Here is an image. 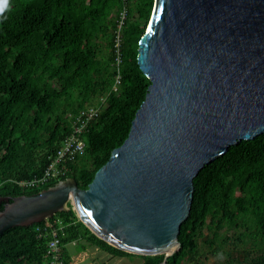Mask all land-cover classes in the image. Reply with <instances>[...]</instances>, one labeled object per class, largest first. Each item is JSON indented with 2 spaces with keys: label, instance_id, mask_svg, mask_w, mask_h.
I'll return each instance as SVG.
<instances>
[{
  "label": "trees",
  "instance_id": "obj_1",
  "mask_svg": "<svg viewBox=\"0 0 264 264\" xmlns=\"http://www.w3.org/2000/svg\"><path fill=\"white\" fill-rule=\"evenodd\" d=\"M119 3L8 0L0 17V196L31 194L66 177L86 188L112 149L127 137L150 84L136 54L154 0H127L117 69L112 32ZM117 74L120 82L113 90ZM91 105L100 110L82 129L84 149L67 159L66 173L41 187H22L20 181L42 173L72 130L75 117ZM193 185L190 212L178 233L180 248L165 264L195 261L204 228L212 232L209 242L220 230L236 227L246 229L244 235L258 249L249 263L264 264V133L229 146L198 172ZM48 223L56 227L62 264L69 259L65 244L79 239L113 256H138L141 264H157L163 258L108 244L78 219L68 203L67 210L51 218L0 233V264H47L52 237Z\"/></svg>",
  "mask_w": 264,
  "mask_h": 264
},
{
  "label": "water",
  "instance_id": "obj_2",
  "mask_svg": "<svg viewBox=\"0 0 264 264\" xmlns=\"http://www.w3.org/2000/svg\"><path fill=\"white\" fill-rule=\"evenodd\" d=\"M136 61L150 84L121 145L86 188L73 177L0 196V233L67 210L121 250H179L193 178L264 133V0H154Z\"/></svg>",
  "mask_w": 264,
  "mask_h": 264
},
{
  "label": "rangeland",
  "instance_id": "obj_3",
  "mask_svg": "<svg viewBox=\"0 0 264 264\" xmlns=\"http://www.w3.org/2000/svg\"><path fill=\"white\" fill-rule=\"evenodd\" d=\"M246 229L242 227L223 229L210 239L212 232L203 229L198 240V255L193 262L182 261L181 264H250L249 260L258 249L250 237H246ZM64 250L69 256L68 264H141L142 259L136 257H119L89 245L83 239L65 244Z\"/></svg>",
  "mask_w": 264,
  "mask_h": 264
},
{
  "label": "built area",
  "instance_id": "obj_4",
  "mask_svg": "<svg viewBox=\"0 0 264 264\" xmlns=\"http://www.w3.org/2000/svg\"><path fill=\"white\" fill-rule=\"evenodd\" d=\"M120 7L117 9L116 16V27L112 32L113 49L115 65L119 66L121 62V46H122V31L125 26V21L127 17V0H120ZM120 82V77L117 74L115 77V84L113 85V90L117 89ZM104 103V100L102 101ZM101 106V104H99ZM100 107L94 105L88 106L85 110L82 109L81 112L75 117L72 123V130L63 140L62 145L56 151V154L51 158L47 166L43 169L42 173L36 177H33L27 181H20V185L25 188H36L41 187L51 181L57 180L60 176H63L68 170L67 159L71 158L73 155H77L82 152L85 146V140L82 136V129L94 119ZM60 180V179H59ZM51 227L52 237L48 242L45 257L47 264H62V259H60V245L59 239L55 235L56 227L52 224H46ZM60 228V227H59Z\"/></svg>",
  "mask_w": 264,
  "mask_h": 264
},
{
  "label": "clouds",
  "instance_id": "obj_5",
  "mask_svg": "<svg viewBox=\"0 0 264 264\" xmlns=\"http://www.w3.org/2000/svg\"><path fill=\"white\" fill-rule=\"evenodd\" d=\"M8 0H0V17H3Z\"/></svg>",
  "mask_w": 264,
  "mask_h": 264
},
{
  "label": "flooded vegetation",
  "instance_id": "obj_6",
  "mask_svg": "<svg viewBox=\"0 0 264 264\" xmlns=\"http://www.w3.org/2000/svg\"><path fill=\"white\" fill-rule=\"evenodd\" d=\"M6 197H9V196H6ZM0 202H1V201H0ZM1 204L3 205V204H4V202H1V203H0V205H1Z\"/></svg>",
  "mask_w": 264,
  "mask_h": 264
}]
</instances>
